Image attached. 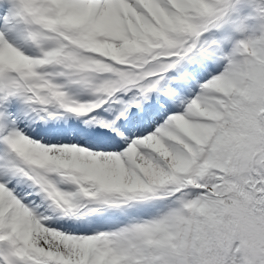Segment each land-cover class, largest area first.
I'll return each mask as SVG.
<instances>
[{
    "label": "snow or ice",
    "instance_id": "snow-or-ice-1",
    "mask_svg": "<svg viewBox=\"0 0 264 264\" xmlns=\"http://www.w3.org/2000/svg\"><path fill=\"white\" fill-rule=\"evenodd\" d=\"M0 264H264V0H0Z\"/></svg>",
    "mask_w": 264,
    "mask_h": 264
}]
</instances>
